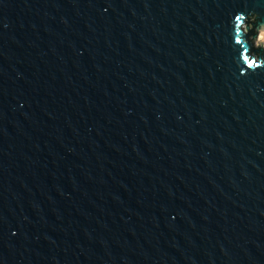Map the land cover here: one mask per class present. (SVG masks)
Instances as JSON below:
<instances>
[{
    "label": "water",
    "instance_id": "1",
    "mask_svg": "<svg viewBox=\"0 0 264 264\" xmlns=\"http://www.w3.org/2000/svg\"><path fill=\"white\" fill-rule=\"evenodd\" d=\"M262 65L264 0H0V264H264Z\"/></svg>",
    "mask_w": 264,
    "mask_h": 264
},
{
    "label": "rangeland",
    "instance_id": "2",
    "mask_svg": "<svg viewBox=\"0 0 264 264\" xmlns=\"http://www.w3.org/2000/svg\"><path fill=\"white\" fill-rule=\"evenodd\" d=\"M256 44H260V38H259V36H257V39L255 40V42H253V47H255ZM257 47H259V45H257Z\"/></svg>",
    "mask_w": 264,
    "mask_h": 264
},
{
    "label": "snow or ice",
    "instance_id": "3",
    "mask_svg": "<svg viewBox=\"0 0 264 264\" xmlns=\"http://www.w3.org/2000/svg\"><path fill=\"white\" fill-rule=\"evenodd\" d=\"M250 67H251V65H250ZM261 67H264V65H262Z\"/></svg>",
    "mask_w": 264,
    "mask_h": 264
}]
</instances>
